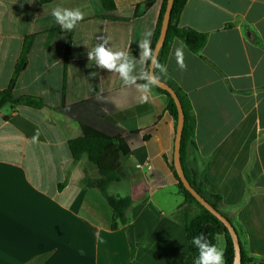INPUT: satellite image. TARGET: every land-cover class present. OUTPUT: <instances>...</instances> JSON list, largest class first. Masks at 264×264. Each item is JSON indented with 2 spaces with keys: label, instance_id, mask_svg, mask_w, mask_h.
I'll return each instance as SVG.
<instances>
[{
  "label": "crops",
  "instance_id": "1",
  "mask_svg": "<svg viewBox=\"0 0 264 264\" xmlns=\"http://www.w3.org/2000/svg\"><path fill=\"white\" fill-rule=\"evenodd\" d=\"M162 5L163 0H0V92L14 80L18 102L0 109V264L192 259L177 215L195 211L175 176L177 126L166 96L153 88L147 103L138 102L134 89L122 97L118 74L87 59L100 35L114 50L139 59L138 42L146 30L153 42ZM56 6L80 7L87 14L64 31L51 16ZM177 23L207 35L198 53L175 39L166 62V78L186 95L196 122L185 167L197 171L208 195L220 196V209L250 259L246 264H260L264 0H187ZM181 45L183 71L174 56ZM26 96L43 106L23 103ZM114 99L123 106L117 108ZM83 125L120 137L131 150L121 158L119 179L108 187L110 196L131 199L129 220L117 229L101 190L85 184L101 179L98 167L87 155L74 160L69 148ZM37 129L39 141L33 143Z\"/></svg>",
  "mask_w": 264,
  "mask_h": 264
},
{
  "label": "trees",
  "instance_id": "2",
  "mask_svg": "<svg viewBox=\"0 0 264 264\" xmlns=\"http://www.w3.org/2000/svg\"><path fill=\"white\" fill-rule=\"evenodd\" d=\"M187 0H174L171 19L166 35V39L160 48L158 59L159 62L166 65L167 58L170 52L171 45L175 39L183 41L189 48L195 53L200 52V50L205 46L207 42V35L199 33L191 28L178 26L177 20L186 4ZM167 0H163V5L159 20L155 29L154 38L152 42V47L155 50V46L160 37L163 16L166 10ZM151 61L148 62L147 68H150ZM18 70L15 75H17ZM159 75V71L157 70ZM161 81L170 85L178 95V98L182 104L185 116L184 127L182 131L180 152H181V164L185 175L192 185V187L204 197L210 205H212L216 210L222 213L220 209L221 198L217 195H208L206 189L198 177L197 171L189 170L185 167V157L190 147H195L194 133H195V118L192 114V108L190 101L184 95L181 90L172 84L166 76L161 77ZM14 80L7 90L0 92V109L5 105L11 104L16 105L18 102L14 99L12 93V87ZM155 90L165 95L168 104L167 110L170 115L175 119L176 126L178 121V110L177 106L170 96V94L159 88L155 87ZM23 103L34 106L42 107L43 103L41 100L26 96L21 100ZM69 148L72 153L74 160H79L83 155H87L89 160L94 163L102 177L97 182L93 183L90 180H86V185L96 184V186L101 190L105 196L109 206L114 212V223L112 228L117 229L120 225H124L128 222V217L126 215L128 208L131 205V199L129 197L122 198L118 196H110L108 194V187L114 181L119 179L117 174V169L120 166L121 158L123 155H128L130 153L129 146L120 137L108 136L92 127L83 125L82 135L73 138L69 141ZM175 176L179 181V191L185 199V203L189 208L193 207L195 213L190 214L187 212H182L177 215V218L182 222L186 228L187 238L190 244V251L192 254V259L187 264H193L195 258L198 255L197 249L191 244V240L194 236L198 234H203L208 238L210 243L217 246V236L223 234L226 240V246L224 251L225 264H233L234 262V246L230 233L227 231L224 224L218 220L210 211L203 207L193 196L189 193L181 183L177 173ZM223 214V213H222ZM225 217L226 215L223 214ZM227 218V217H226ZM228 219V218H227ZM229 220V219H228ZM241 261L242 264H246L250 261L241 249ZM260 264H264L262 261Z\"/></svg>",
  "mask_w": 264,
  "mask_h": 264
},
{
  "label": "clouds",
  "instance_id": "3",
  "mask_svg": "<svg viewBox=\"0 0 264 264\" xmlns=\"http://www.w3.org/2000/svg\"><path fill=\"white\" fill-rule=\"evenodd\" d=\"M86 14L80 7L56 6L51 10V16L55 23L62 30L68 32L76 28L78 23L84 20ZM152 35L151 30L143 32L142 39L138 42L139 59L130 55L128 51L114 50L109 45L108 39L100 35L97 37L100 42L87 52L88 62H94L98 68L118 74L122 81L120 96L127 98L129 90L134 89L138 93L136 97L138 102L147 103L150 100L152 89L161 84V77L166 76L168 72L167 66L159 62L158 53L152 47ZM174 56L178 68L182 71L187 70L183 45L175 49ZM149 61H151V68H146ZM138 66H140L139 71H137ZM138 81H142V83ZM97 98L100 99V97ZM113 103L117 108L123 106V103L118 99H114ZM39 136L40 132L37 129L32 137V142L37 143ZM191 244L198 252L193 264H225L224 251L210 243L203 234L194 236Z\"/></svg>",
  "mask_w": 264,
  "mask_h": 264
},
{
  "label": "water",
  "instance_id": "4",
  "mask_svg": "<svg viewBox=\"0 0 264 264\" xmlns=\"http://www.w3.org/2000/svg\"><path fill=\"white\" fill-rule=\"evenodd\" d=\"M174 0H167V5H166V10L163 16V22H162V28H161V33L160 37L158 39V42L155 46L156 52L159 54L160 48L163 45L170 19H171V13H172V8H173ZM150 68H151V63H150ZM165 91H167L170 96L173 98L177 110H178V121H177V136H176V142H175V155H174V166L176 173L183 184L184 188L192 194V196L203 206L205 207L208 211H210L214 216L220 220L224 226L226 227L227 231L230 233L232 241H233V246H234V262L233 264H242L241 261V245H240V240L238 237V234L234 228V226L230 223V221L218 210H216L212 205L209 204V202L202 197L190 184L188 181L185 172L183 170L182 164H181V152H180V145H181V138H182V131L184 127V122H185V116H184V110L182 107V104L178 98L177 93L175 90L168 85L167 83L161 81V84L157 86Z\"/></svg>",
  "mask_w": 264,
  "mask_h": 264
},
{
  "label": "rangeland",
  "instance_id": "5",
  "mask_svg": "<svg viewBox=\"0 0 264 264\" xmlns=\"http://www.w3.org/2000/svg\"><path fill=\"white\" fill-rule=\"evenodd\" d=\"M190 209L194 210L193 207H191ZM217 247L223 251L225 249V238L223 234H219L217 236Z\"/></svg>",
  "mask_w": 264,
  "mask_h": 264
}]
</instances>
